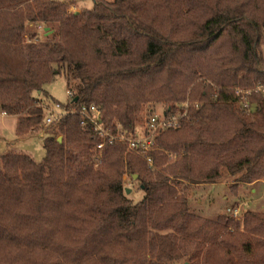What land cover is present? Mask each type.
<instances>
[{"label": "trees", "instance_id": "1", "mask_svg": "<svg viewBox=\"0 0 264 264\" xmlns=\"http://www.w3.org/2000/svg\"><path fill=\"white\" fill-rule=\"evenodd\" d=\"M92 2L0 0V112L18 136L46 133L39 162L0 154V264H264V211L204 218L185 191L264 177V0ZM57 77L68 101L45 125ZM150 103L179 120L145 155L98 150L78 112L131 136Z\"/></svg>", "mask_w": 264, "mask_h": 264}, {"label": "rangeland", "instance_id": "2", "mask_svg": "<svg viewBox=\"0 0 264 264\" xmlns=\"http://www.w3.org/2000/svg\"><path fill=\"white\" fill-rule=\"evenodd\" d=\"M70 11H79L82 7L90 8L92 0H72ZM110 1V0H108ZM39 34L43 35L41 31ZM45 35V34H44ZM264 58V41L260 46ZM50 96L43 98V106L51 108L55 103L64 105L68 101L66 82L62 77H57L53 82L44 86ZM165 105L150 103L144 107L142 112L143 126H146L148 113L160 114ZM60 112L63 110L60 108ZM47 113V110L46 112ZM252 117H248L250 120ZM46 133L42 129L38 133L18 136L16 134V117L14 115L2 114L0 112V154L8 151H17L29 154L35 161L43 159L45 151L43 138ZM237 175L223 174L215 183L186 186L191 212L204 218L215 219L219 213L231 214L235 218H241L246 210L264 211V177L250 184L236 181ZM123 185L129 189L127 196L132 200H139L142 192L137 190V185L127 176H123ZM170 264H186L185 258Z\"/></svg>", "mask_w": 264, "mask_h": 264}, {"label": "built area", "instance_id": "3", "mask_svg": "<svg viewBox=\"0 0 264 264\" xmlns=\"http://www.w3.org/2000/svg\"><path fill=\"white\" fill-rule=\"evenodd\" d=\"M262 90L264 91V87H262ZM60 108L59 103H55L51 108L46 107L45 125L53 123L63 113V111H59ZM78 112L85 117L83 124L90 125L91 129L100 138V142L96 145L98 150H102L105 143L126 142L128 149L135 150L142 155H145L151 149L153 138L158 132L176 127L179 120V116L172 113L166 114L165 111H162V113L157 114L152 112L148 116L145 127H141L134 135L126 136L120 128H118L116 134H112L106 129L101 120V113L98 107L94 105L88 108L81 107ZM146 160L151 163L150 157H146Z\"/></svg>", "mask_w": 264, "mask_h": 264}, {"label": "water", "instance_id": "4", "mask_svg": "<svg viewBox=\"0 0 264 264\" xmlns=\"http://www.w3.org/2000/svg\"><path fill=\"white\" fill-rule=\"evenodd\" d=\"M44 30L46 31L45 35L49 34L51 31L48 30V28H44ZM77 99V98H75ZM58 141H60V137L57 138ZM136 178V175H133V179ZM130 190L127 189L126 192H129Z\"/></svg>", "mask_w": 264, "mask_h": 264}, {"label": "crops", "instance_id": "5", "mask_svg": "<svg viewBox=\"0 0 264 264\" xmlns=\"http://www.w3.org/2000/svg\"><path fill=\"white\" fill-rule=\"evenodd\" d=\"M2 114H4V113H2Z\"/></svg>", "mask_w": 264, "mask_h": 264}]
</instances>
